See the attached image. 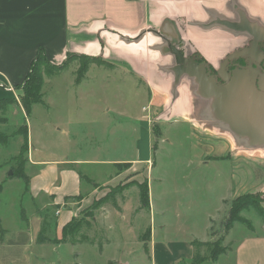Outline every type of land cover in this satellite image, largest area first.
I'll use <instances>...</instances> for the list:
<instances>
[{
    "label": "rangeland",
    "instance_id": "rangeland-1",
    "mask_svg": "<svg viewBox=\"0 0 264 264\" xmlns=\"http://www.w3.org/2000/svg\"><path fill=\"white\" fill-rule=\"evenodd\" d=\"M81 69H84L83 78L77 83ZM166 78L151 82L150 91L139 76L112 68L101 60L70 57L60 70L43 75L40 102L33 103L28 113L21 105V89L0 99V135L7 136L5 141L0 138V227L10 232L6 238L14 235L17 216L27 226L31 222L42 225V217L34 209L42 200L33 203L28 194L31 161H66L68 165L63 166H70L83 177L80 197L97 189L90 205L72 217L80 220L81 228L83 225L77 241L61 243L58 247L36 242L28 251L29 264H106L103 259L121 254L117 250L122 242H128L127 235H119L117 231L125 227H131L129 233L135 232V236L152 227V240L163 242L164 246L195 241L196 256L192 264H235L239 243L255 233L264 235V213L260 215L254 209L241 211L239 216L246 221L232 223L228 232L225 229L232 201L239 195L260 194L264 211L261 149L247 148L244 152L250 153L246 154L237 142L234 141L233 148L229 138L224 141L218 136L221 132L213 129L222 131L218 124L209 128V124L201 122V128L194 129L192 124L179 119L183 110L191 111L190 81L184 80L189 97L186 100L181 91V99L187 104L180 107L172 102L171 77ZM192 109L195 117H200V108ZM174 118L178 120L173 121ZM23 125L28 132L26 143L21 134ZM210 146L214 155L207 153ZM139 158L148 161L132 172H128L130 161L104 165L110 160ZM74 160L80 161L73 163ZM15 174L23 175L27 181ZM145 182L147 206L139 202L138 184ZM107 193L114 196L122 215L111 223L93 224L86 218L99 210L113 209L108 200H101ZM69 199L80 198H68L63 208L69 206ZM47 219L48 235L57 236L55 208ZM98 227L103 259L95 257L94 248L87 246L94 242L92 233ZM3 236L0 230V240ZM244 246L243 252L254 253L249 242ZM214 248L222 252L212 261L209 257ZM182 252L183 256L187 255V250ZM256 255L259 264H264V239ZM137 264L148 262L137 261Z\"/></svg>",
    "mask_w": 264,
    "mask_h": 264
},
{
    "label": "crops",
    "instance_id": "crops-1",
    "mask_svg": "<svg viewBox=\"0 0 264 264\" xmlns=\"http://www.w3.org/2000/svg\"><path fill=\"white\" fill-rule=\"evenodd\" d=\"M254 33L260 36L263 33L264 37V0H0V99L11 92L15 95L18 90L16 86L24 82L38 48H43L48 60L54 64L61 63L67 52L100 58L112 68H120L131 75L139 76L146 82L148 90L152 91L154 81H166V76L171 77L165 69L172 64L173 57L161 52V46L168 43L166 39L177 38L180 50L184 48L186 52L183 54L181 51L184 56L197 52L208 63L216 65L225 53L243 38L252 37ZM185 85L184 81H181L178 86L179 97L175 100L177 103H173L180 107L187 104L189 97ZM244 90L251 94L249 98L244 92L242 94L243 99L248 98L247 102L243 103L245 109L255 120L258 119V124L261 125V146L251 147L249 150L261 149V155H264V86H261L260 91L255 86L244 87ZM181 91L185 94V101L181 99ZM232 96H235V92ZM232 96L231 99H226L227 115L233 113V103L236 102ZM191 102V111L183 110L178 116L179 119L192 124L194 129L201 128V122L217 124L211 116L206 120L196 118L193 106L200 107L203 116L205 110L202 109L201 100L200 103L192 97ZM175 120L178 119L174 118L173 121ZM210 126L209 128H212L214 124ZM213 129L216 133L226 134L227 138L221 133L218 136L225 139L224 141L229 138V143L235 147L234 138L237 137L229 128L226 127L225 132L218 128ZM246 146L247 144H244L242 147ZM220 147L224 145L221 144ZM244 151L246 150H241ZM207 153L214 155L212 146ZM78 161L80 160H74L73 163ZM118 161H130L128 172H132L146 163L148 158L118 159L103 163L110 165ZM65 164L68 165L62 159L50 162L35 159L28 164L32 168L27 185L29 197L33 203L39 198L42 200L39 206L35 204L34 209L56 206L55 209L59 211L55 229L58 238L61 237L62 227L77 211L90 205L97 192L95 188L87 190L79 200L69 199V206L63 208L67 203L65 200L78 196L83 188L76 170L63 166ZM261 165L264 166V162ZM112 180L105 184H110ZM103 211L99 210L86 219L99 225L111 223V220L116 218L119 220L122 215L116 207ZM15 225V233L11 238H6L10 232L3 228L0 264H29L28 251L36 243L41 227L32 225V222L27 226L18 216ZM128 228L131 227L117 230L119 235H127L128 238V242H122V246L117 250L121 254L103 259V246L98 243V234L101 232L99 227L97 232L92 233L94 242L90 241L87 246L93 247L94 256L103 259L106 264H137V261H146L148 264L193 263L196 256L195 241L169 243L171 245L164 246L163 242L152 240V227L145 228L136 236L135 232H131L133 234L130 238ZM230 229L231 227L226 232ZM247 237L246 241L239 243L235 264L260 262L256 254L261 249L264 235L260 232ZM247 242L254 253L243 252ZM60 244L52 245L58 247ZM182 250H187L186 256H183ZM183 258H186L185 261H180ZM248 260H251V263Z\"/></svg>",
    "mask_w": 264,
    "mask_h": 264
},
{
    "label": "water",
    "instance_id": "water-1",
    "mask_svg": "<svg viewBox=\"0 0 264 264\" xmlns=\"http://www.w3.org/2000/svg\"><path fill=\"white\" fill-rule=\"evenodd\" d=\"M262 34L261 37H263ZM166 41L168 43H164L161 46V52L163 54H171L173 57L172 64L165 69L169 72L172 79L169 87L173 95L172 102L175 103V100L179 97L178 86L181 81L185 79L189 80L190 95L198 99L199 102L201 100L203 104L202 109L205 110V116L200 115V117H197L198 119L206 120L211 116L222 127L221 130L223 132H225L227 127L232 134L236 135L237 139H234V141L238 144L242 145L245 142L244 144L248 145L246 148L260 147L261 125L258 124V119L255 120L245 109L243 103L247 101L242 98L243 90L241 89L243 87L254 86L257 70L252 68L251 63L240 72L241 74H236L232 81L220 84L216 81L215 76L206 70L207 64L205 62L198 63L192 57L188 55L184 56L181 53L177 38L175 40L166 39ZM236 55L237 53H233L229 58ZM237 90H239L238 96H232L233 91ZM231 96L235 98L236 102L233 103V113L227 115L225 111L226 99H231ZM203 123L217 125L212 122ZM9 174H11V170Z\"/></svg>",
    "mask_w": 264,
    "mask_h": 264
},
{
    "label": "trees",
    "instance_id": "trees-1",
    "mask_svg": "<svg viewBox=\"0 0 264 264\" xmlns=\"http://www.w3.org/2000/svg\"><path fill=\"white\" fill-rule=\"evenodd\" d=\"M70 57L82 58V59H88V60H91V59L101 60L100 58H97V57H92L88 55H79V54L67 52L64 60L61 63L54 64L50 62V60H48L43 48H38L34 58L31 60L30 68L26 74L24 82L21 85L16 86L17 89H21L22 91L20 100H21V105L26 113L30 111V106L33 103L40 102L41 89L43 85V75L50 74L53 71L60 70L62 67H64V65L67 63ZM41 65H45L46 68L42 69ZM83 71L84 69L80 70V73L82 74V76L78 80H76L77 83L80 82V80L83 78V74H84ZM21 134L26 143L28 139V132H27L25 125L22 126ZM0 138H2V141H5L7 136L0 135ZM14 176L26 180L25 177L21 174H15ZM80 178H83V177L80 176ZM138 186H139L140 194H141L140 202L142 205L147 206L149 202L147 183L146 182L143 184L140 183L138 184ZM259 195L260 194H256V193H245V194L237 196L232 201V205L229 210L228 217L225 223V229L228 230L231 227L232 223L234 222H245L246 221L244 218L239 216V213L241 211L254 209L258 214L260 215L263 214L264 211L262 210L261 205H260L261 198L259 197ZM74 198H81V197L80 195H78V196H75ZM101 200L104 202L108 200L107 202H109L113 207H117L115 198L112 194L107 193ZM55 207L56 206L54 205L47 206L45 207L43 211L42 209H37L38 214H40L42 217V225L37 234L36 242L40 244L42 243L60 244V243H66L68 241L75 242L76 236L81 231V223H80V220H77L74 218H72L62 227L60 238H58L55 235L53 237H50L48 235V229L46 225L49 222V219L47 218L50 217L51 209ZM0 230H1V234H3L4 230L1 229V227H0ZM221 250L222 249H219V248L212 249L210 253V259L215 260L217 256L219 255V253L221 252Z\"/></svg>",
    "mask_w": 264,
    "mask_h": 264
},
{
    "label": "flooded vegetation",
    "instance_id": "flooded-vegetation-1",
    "mask_svg": "<svg viewBox=\"0 0 264 264\" xmlns=\"http://www.w3.org/2000/svg\"><path fill=\"white\" fill-rule=\"evenodd\" d=\"M181 51L183 54L186 53L184 48H181ZM233 53H237V55L229 58ZM188 55L198 63L205 62L207 64L206 70L214 75L216 81L220 84L232 81L236 74H241L240 72L251 63L252 68L257 70L254 86L258 91L261 90V86H264V37H261L258 33H254L252 37L243 38L239 44L225 53L216 65L208 63V61L197 52L188 53ZM242 90H244V87ZM233 92H235V96H238V90ZM243 92L248 98L251 96L249 91L244 90L242 94ZM243 149H246V147H242L241 150Z\"/></svg>",
    "mask_w": 264,
    "mask_h": 264
},
{
    "label": "built area",
    "instance_id": "built-area-1",
    "mask_svg": "<svg viewBox=\"0 0 264 264\" xmlns=\"http://www.w3.org/2000/svg\"><path fill=\"white\" fill-rule=\"evenodd\" d=\"M57 213H58V211H57Z\"/></svg>",
    "mask_w": 264,
    "mask_h": 264
}]
</instances>
